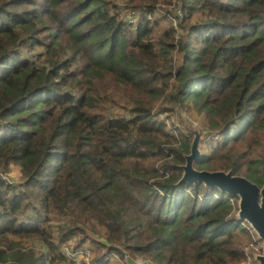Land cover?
Here are the masks:
<instances>
[{
	"label": "trees",
	"instance_id": "1",
	"mask_svg": "<svg viewBox=\"0 0 264 264\" xmlns=\"http://www.w3.org/2000/svg\"><path fill=\"white\" fill-rule=\"evenodd\" d=\"M180 112L195 168L262 184L264 0H0V261L236 263L235 195L177 182Z\"/></svg>",
	"mask_w": 264,
	"mask_h": 264
},
{
	"label": "water",
	"instance_id": "2",
	"mask_svg": "<svg viewBox=\"0 0 264 264\" xmlns=\"http://www.w3.org/2000/svg\"><path fill=\"white\" fill-rule=\"evenodd\" d=\"M181 116V115H179ZM184 127L191 134L188 152L183 155L180 164L181 174L177 182H202L207 186H215L220 191L235 195V218L244 221L263 241L261 253L255 254L257 264H264V179L261 185L241 174L233 173L231 169H197L193 162L200 156V142L203 134L200 129L182 118ZM0 264H23L14 260L0 261Z\"/></svg>",
	"mask_w": 264,
	"mask_h": 264
},
{
	"label": "rangeland",
	"instance_id": "3",
	"mask_svg": "<svg viewBox=\"0 0 264 264\" xmlns=\"http://www.w3.org/2000/svg\"><path fill=\"white\" fill-rule=\"evenodd\" d=\"M128 18H129V20L136 21L137 16L135 14L134 15H128ZM147 18H151L149 14H147ZM159 22H160L159 25H157L156 27L163 26L166 23L165 20H160ZM179 115H181V116H176V118H177L176 120L177 121L183 120L182 118L187 119L185 116L182 115V112H180ZM170 120H174L173 117L169 118V121ZM176 120H174V125L177 124ZM189 122H190L191 125H194V126L197 127V125L192 120H190ZM181 126L183 127L184 131H187L186 128L184 127L183 121H181ZM167 127H169V126H167ZM202 139H203V137H202ZM201 142H202V140H201ZM201 142H200V146H201ZM200 149H201V147H200ZM5 174H6L7 179H9L11 182H15L19 178V168L16 165L10 164V168H9L8 172L5 173ZM236 198H237L236 196L230 198L231 201H233L235 206H236ZM245 240H246V238L244 239V241ZM69 246H71V241H69L68 244L63 243V244L60 245V247H61V249H62V251L64 252L65 255H69L70 252H71V248ZM89 247H90V249H89ZM92 247L93 246L88 244V243H83L79 247L78 251H76L73 254H71V256L74 259H76L77 262L79 261L80 258L88 260L94 254V250H92L93 249ZM88 250H89V252H88ZM83 253H85V254L82 257ZM103 260L107 264H129L128 260H126V262L124 263V259H122V257H119V256H117L115 254H110V255L108 254V255H106L103 258ZM96 261H97V259H96ZM100 262H101V260L99 262H97V263L94 262L93 264H101Z\"/></svg>",
	"mask_w": 264,
	"mask_h": 264
},
{
	"label": "built area",
	"instance_id": "4",
	"mask_svg": "<svg viewBox=\"0 0 264 264\" xmlns=\"http://www.w3.org/2000/svg\"><path fill=\"white\" fill-rule=\"evenodd\" d=\"M177 13H179V11H177ZM0 178L11 182L9 179H7L6 174L4 172H0ZM239 223L244 226L246 230H248V238H246V240L242 242L241 258L234 264H257L255 260V254L262 252L263 241L256 235L254 230L248 224H246L244 221H239ZM122 259H124V261L128 260L130 263L129 256L126 252L122 254ZM133 262L135 264H144L146 261L142 258H137Z\"/></svg>",
	"mask_w": 264,
	"mask_h": 264
}]
</instances>
